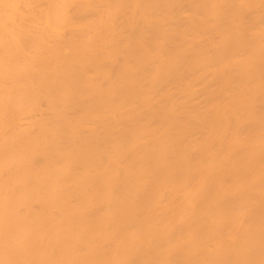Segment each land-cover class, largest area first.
Segmentation results:
<instances>
[{"label":"bare ground","instance_id":"obj_1","mask_svg":"<svg viewBox=\"0 0 264 264\" xmlns=\"http://www.w3.org/2000/svg\"><path fill=\"white\" fill-rule=\"evenodd\" d=\"M0 264H264V0H0Z\"/></svg>","mask_w":264,"mask_h":264}]
</instances>
